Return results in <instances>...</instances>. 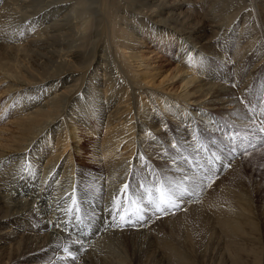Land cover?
<instances>
[{
  "label": "bare ground",
  "instance_id": "obj_1",
  "mask_svg": "<svg viewBox=\"0 0 264 264\" xmlns=\"http://www.w3.org/2000/svg\"><path fill=\"white\" fill-rule=\"evenodd\" d=\"M263 128L264 0H0V264H136L126 239L261 264L264 195L234 148ZM161 187L187 191L176 211L117 225Z\"/></svg>",
  "mask_w": 264,
  "mask_h": 264
},
{
  "label": "rangeland",
  "instance_id": "obj_2",
  "mask_svg": "<svg viewBox=\"0 0 264 264\" xmlns=\"http://www.w3.org/2000/svg\"><path fill=\"white\" fill-rule=\"evenodd\" d=\"M119 13H121L122 18H119V21L117 20V27H122V31L125 28L128 29L130 25L135 24L137 22V20L141 19V20L148 21V19L145 18V17H140V16L135 17L133 15V17H134L133 22L134 21H136V22L135 23H130V24L127 25V19L130 20L131 18H133V17L130 16L131 13H129V14L128 13H124V12H119ZM99 79H100V76H99ZM9 83H11V82H9ZM90 91L91 90L88 91V89L86 87L84 88V92H90ZM260 132H261L262 135L264 134L263 131H260ZM247 136H249L248 133H246V134H244V133L242 134L241 133L240 135L237 136L239 141L236 143L234 151H235V154L239 155V157H241L240 155H242L243 153H246V152L249 153L251 151L249 155L242 157V159H243L242 163H243L244 166L242 164L241 165L244 167L243 170H245L243 172V178H244L245 183H246L245 187L247 189H249L252 186H254V187L256 186L257 188L259 187L258 190L261 189L260 191L264 195V152H263V150H264L263 149L264 148V141L261 144L257 145V146H256L257 143L252 145L250 143V140H247ZM199 150L204 154V159L210 158V154L207 153L205 155V153L201 149H199ZM212 158H214V156H212ZM217 159H219V158H216V160ZM206 161L209 164H211L210 160H206ZM219 162L221 163L219 165L221 167H216L215 172H216L217 175H220L221 173H224L225 166H226L225 160H223L222 162L220 160ZM222 164H223V166H222ZM88 171H89L90 174H93L95 176H99V175H97L98 171L96 170V167H90L89 166ZM94 173H96V174H94ZM128 200H131L130 202H135V200L133 199L132 196H130L128 198ZM252 201H254V197H253ZM252 203L254 205L255 201L252 202ZM137 212H139V211H137ZM260 225H262V226H260ZM164 226H167V227L163 228L164 232L167 233V234H172V231H171L170 227L168 225H164ZM126 227L128 228L130 226H125L124 228H126ZM259 227H260L259 228L260 231L262 230V232H263L264 227H263V224L261 222H259ZM150 242H151V239H150V241L146 240L145 242L141 241L139 243L136 242L134 244V241H132L130 239H126V241H123V244H126V247H124V249L127 250V252H125V255H127L128 257H131V255H133L135 257L137 256L136 258H138V260H137L136 264H160L159 263L160 260L158 258L156 259V257H153L154 259L153 258L151 259L149 257V254H147V251H148V249L150 247V244H151ZM121 254H122V252H121ZM139 255L141 257H139ZM211 255L207 256L208 258L207 257L205 258V262H204L205 264H218L219 261H222V259L220 258L221 255H220L219 252H213ZM260 256H261L260 263L263 264L264 263V256L262 255V253H260ZM219 264H223V262L222 263L219 262Z\"/></svg>",
  "mask_w": 264,
  "mask_h": 264
},
{
  "label": "snow or ice",
  "instance_id": "obj_3",
  "mask_svg": "<svg viewBox=\"0 0 264 264\" xmlns=\"http://www.w3.org/2000/svg\"><path fill=\"white\" fill-rule=\"evenodd\" d=\"M261 131H264V129H261ZM125 191L127 190V185H125V189H124ZM162 195H164L163 193H162ZM157 210H159V211H163V209L162 208H160L159 206H157ZM121 219H124L123 217H121Z\"/></svg>",
  "mask_w": 264,
  "mask_h": 264
}]
</instances>
